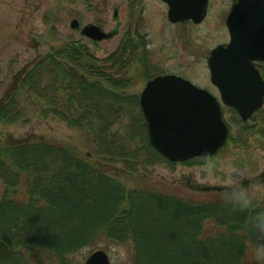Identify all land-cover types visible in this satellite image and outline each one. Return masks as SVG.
I'll list each match as a JSON object with an SVG mask.
<instances>
[{
  "label": "trees",
  "instance_id": "trees-1",
  "mask_svg": "<svg viewBox=\"0 0 264 264\" xmlns=\"http://www.w3.org/2000/svg\"><path fill=\"white\" fill-rule=\"evenodd\" d=\"M137 27L103 59L72 41L16 75L0 125L32 109L75 130L81 143L0 140V264H83V251L101 248L123 250L124 264H253L244 218L220 206L221 190L174 188L141 174L175 164L150 146L138 96L128 93L132 64L147 59ZM142 75L152 76L148 68ZM234 123L241 140L264 141V110Z\"/></svg>",
  "mask_w": 264,
  "mask_h": 264
},
{
  "label": "rangeland",
  "instance_id": "rangeland-1",
  "mask_svg": "<svg viewBox=\"0 0 264 264\" xmlns=\"http://www.w3.org/2000/svg\"><path fill=\"white\" fill-rule=\"evenodd\" d=\"M232 4L233 0H210L208 14L201 24L171 25L167 20V7L159 0H0V104L14 87L16 75L53 48L79 41L88 48L90 56L103 59L118 49L126 31L135 24L145 37L147 59L137 60L131 66L130 95L139 96L146 82L156 76L175 75L219 98L210 83L207 58L212 49L228 41L225 20ZM74 20L80 29L70 27ZM87 25L102 28L107 39L94 43L84 38L81 29ZM146 68L152 75L148 80L142 75ZM28 104L22 102V107L27 108ZM223 116L230 135L214 157L190 166L159 163L141 174L155 183L174 188L222 190L225 172L209 174L208 171L209 162L216 160L222 162L225 169L233 164L242 165L254 183H264V141L259 136L241 140L240 133H236L239 130L235 131L237 123L234 122L240 121L237 114L223 107ZM30 136L81 143L75 130L32 109L27 110L21 122L0 125V140ZM261 203L264 204V199ZM98 250L107 253L110 264H124L126 254L117 248L108 252L105 248L85 250L81 254L87 258ZM253 258V264H264V260L258 261L255 255Z\"/></svg>",
  "mask_w": 264,
  "mask_h": 264
},
{
  "label": "water",
  "instance_id": "water-1",
  "mask_svg": "<svg viewBox=\"0 0 264 264\" xmlns=\"http://www.w3.org/2000/svg\"><path fill=\"white\" fill-rule=\"evenodd\" d=\"M168 7V20L175 24L206 17L208 0H160ZM230 35L227 47L210 54L211 83L220 102L206 90L173 75L158 76L145 85L139 96L149 144L170 163L181 164L195 158H212L229 137L221 104L247 122L264 106V82L254 63L264 62V0H238L227 18ZM70 27L79 29L74 20ZM82 36L102 42L103 29L87 25ZM84 264H110L103 251L91 253Z\"/></svg>",
  "mask_w": 264,
  "mask_h": 264
},
{
  "label": "clouds",
  "instance_id": "clouds-1",
  "mask_svg": "<svg viewBox=\"0 0 264 264\" xmlns=\"http://www.w3.org/2000/svg\"><path fill=\"white\" fill-rule=\"evenodd\" d=\"M225 172V186L219 196V204L226 211L244 218V229L251 242L256 259L264 260V183H254L247 169L233 164L225 165L216 160L208 164L209 174ZM251 185V186H249Z\"/></svg>",
  "mask_w": 264,
  "mask_h": 264
},
{
  "label": "flooded vegetation",
  "instance_id": "flooded-vegetation-1",
  "mask_svg": "<svg viewBox=\"0 0 264 264\" xmlns=\"http://www.w3.org/2000/svg\"><path fill=\"white\" fill-rule=\"evenodd\" d=\"M209 2H210V0H209ZM237 2H238V0H233V4H232V8L237 4ZM209 9V8H208ZM228 16H229V14H228ZM227 16V17H228ZM226 21H227V18H226V20H225V29H226V33H227V35H228V41H227V43L225 44H221V45H218V46H216V48L217 47H219V46H221V47H223V48H225V47H227V45L230 43V35H229V31H228V28H227V25H226ZM184 23H191V24H193L192 22H190V21H187V22H182V23H177V24H172V25H179V24H184ZM136 25V24H135ZM135 25H134V27H135ZM194 25V24H193ZM134 27L133 26H131V28H132V30H134ZM137 28H139V33H141L140 32V27H137ZM213 50V49H212ZM211 50V51H212ZM211 51H210V53H211ZM210 53H209V56H210ZM209 56H208V58H209ZM208 58H207V60H208ZM254 66H255V68H256V70H258L259 71V73H260V75L262 76V78L264 77V62H262V63H254ZM263 80H264V78H263Z\"/></svg>",
  "mask_w": 264,
  "mask_h": 264
}]
</instances>
